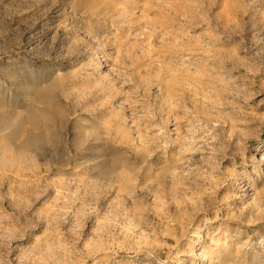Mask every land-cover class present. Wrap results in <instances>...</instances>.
<instances>
[{"label":"rangeland","instance_id":"obj_1","mask_svg":"<svg viewBox=\"0 0 264 264\" xmlns=\"http://www.w3.org/2000/svg\"><path fill=\"white\" fill-rule=\"evenodd\" d=\"M0 264H264V0H0Z\"/></svg>","mask_w":264,"mask_h":264},{"label":"bare ground","instance_id":"obj_2","mask_svg":"<svg viewBox=\"0 0 264 264\" xmlns=\"http://www.w3.org/2000/svg\"><path fill=\"white\" fill-rule=\"evenodd\" d=\"M46 98L47 96L45 97L44 95H40L39 101H42ZM22 115H23L22 113L16 114V111L9 109L7 110L6 115H5V122L10 127L17 125L18 123L24 122L26 120L25 116L24 115L22 116Z\"/></svg>","mask_w":264,"mask_h":264}]
</instances>
